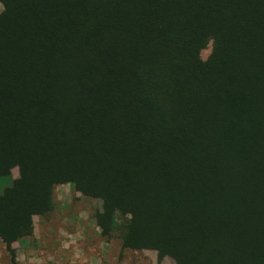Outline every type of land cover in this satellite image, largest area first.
I'll return each mask as SVG.
<instances>
[{"label":"trees","instance_id":"obj_1","mask_svg":"<svg viewBox=\"0 0 264 264\" xmlns=\"http://www.w3.org/2000/svg\"><path fill=\"white\" fill-rule=\"evenodd\" d=\"M0 3L7 250L70 185L124 250L264 264V0Z\"/></svg>","mask_w":264,"mask_h":264},{"label":"rangeland","instance_id":"obj_2","mask_svg":"<svg viewBox=\"0 0 264 264\" xmlns=\"http://www.w3.org/2000/svg\"><path fill=\"white\" fill-rule=\"evenodd\" d=\"M212 50L211 44L202 52L204 61ZM10 185L0 178V193ZM69 186L57 188L53 213L34 219L31 239L13 244L11 250L0 242V264H174L152 251L124 250L116 235L104 237L94 221L101 201L84 198Z\"/></svg>","mask_w":264,"mask_h":264},{"label":"crops","instance_id":"obj_3","mask_svg":"<svg viewBox=\"0 0 264 264\" xmlns=\"http://www.w3.org/2000/svg\"><path fill=\"white\" fill-rule=\"evenodd\" d=\"M3 12V6L2 4L0 3V14ZM71 188V186H69Z\"/></svg>","mask_w":264,"mask_h":264}]
</instances>
